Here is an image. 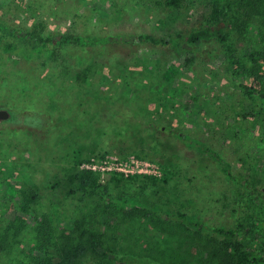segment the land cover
I'll use <instances>...</instances> for the list:
<instances>
[{"label": "rangeland", "instance_id": "obj_1", "mask_svg": "<svg viewBox=\"0 0 264 264\" xmlns=\"http://www.w3.org/2000/svg\"><path fill=\"white\" fill-rule=\"evenodd\" d=\"M160 1L0 0V21L23 30L43 21L52 37L67 31L111 38L140 33L168 37L189 33L216 6L226 4L186 0L183 8L169 10ZM258 29L254 20L242 34L234 28L230 45L238 54L260 49ZM12 41L26 47L21 38L0 31V108L10 111L8 120H0L1 227L32 197H37L31 203L41 212V205L56 197L72 210L75 202L69 190L77 186L82 169L97 170L101 188L106 186L111 194L154 202L163 211L186 212L204 222L197 231L169 219L159 231L144 219L113 221L116 249L133 261L127 264H202L214 226H251L256 207L251 199L237 201L235 184L218 164L166 130L178 129L208 143L236 173L250 174L254 185L264 188L263 152H257L262 148L256 146L252 125L243 116L255 105L243 102L240 83L246 79L234 75L237 64L228 63L227 45L216 39L201 41L192 47L195 63L186 68V51L147 43L108 44L105 50L72 48L69 56L63 51L64 57L54 61L6 52L3 45ZM81 54L83 64L77 59ZM248 152L259 153V161L247 162ZM85 159L91 161H81ZM137 160L149 162L148 168L160 174L167 164L176 175L166 184L109 181L111 171L136 168ZM25 215L34 224L32 216ZM33 234L23 232L19 247L28 250ZM12 257L2 255L0 264H11ZM90 258H83L86 264H92Z\"/></svg>", "mask_w": 264, "mask_h": 264}, {"label": "trees", "instance_id": "obj_2", "mask_svg": "<svg viewBox=\"0 0 264 264\" xmlns=\"http://www.w3.org/2000/svg\"><path fill=\"white\" fill-rule=\"evenodd\" d=\"M185 1L161 0L159 4L169 10H176L183 8ZM253 20L258 23L262 47L246 54L243 52L238 54L237 49L230 45L232 37L230 34L234 28L237 34H242ZM46 29V23L43 21L35 22L26 30L0 21V31L9 33L16 40L21 38L26 42L24 43L26 47L15 41L7 42L3 49L26 59L47 56L49 59L59 61L60 57H64L63 51L69 56L72 48L101 46L105 50L108 44L119 43L125 46L147 43L180 53L186 51L184 63L186 68H190L196 59L192 47L201 41L216 39L222 45H227L226 48L231 53L228 55L226 51L228 63L232 67L234 63L237 64L234 75L238 78L244 75L246 79L245 83H240L243 89V102L255 105L254 109L251 107L252 110L243 113V116L252 125L250 131L257 139L256 146L262 148V151L257 152H263L264 158V0H226L224 8L216 6V11L199 22L189 33L177 32L168 37L140 33L111 38L84 36L72 31L64 32L59 37H52L46 34ZM77 59L80 64L86 61L84 54L78 55ZM240 69L241 72H238ZM166 130L190 148L214 160L225 178L235 184L237 201L251 199L250 203L256 206L250 216L251 226L247 222L237 226L220 225L212 228L215 235L205 242L207 252L202 264H264V188L255 186L256 183L250 179V174L236 173L232 163L208 143L178 129ZM240 139L245 140L246 137L241 134ZM258 154L251 156L249 152L246 153L247 162L259 161ZM242 160L246 161L244 157ZM261 165L264 167V162ZM175 175L176 172L169 165L163 164L161 175L147 173L127 175L124 172L111 171L109 181L116 185L122 183L134 185L142 181L166 184ZM100 177V173L93 169H82L76 175L77 186L69 190V196L75 202L72 210L64 207V202L57 197L55 201L45 206L40 204L42 212L37 208L38 205L31 203L37 197L26 201V204L18 208L19 212L9 224L0 226V258L4 254L13 255L11 264H86L83 258L91 255L92 264H99V261H105L106 264H127L133 261L125 255L120 256L116 249L117 237L110 231L114 227L113 221L144 219L159 231L165 230L170 220L182 226L197 227V231H201L204 226L203 220L196 215L186 212L173 214L163 211L154 202L145 203L124 194H111L106 186L104 189L101 188ZM24 213L32 216L34 224ZM256 213H260L258 218ZM27 230L34 233L28 250L19 247L22 240L20 236Z\"/></svg>", "mask_w": 264, "mask_h": 264}, {"label": "built area", "instance_id": "obj_3", "mask_svg": "<svg viewBox=\"0 0 264 264\" xmlns=\"http://www.w3.org/2000/svg\"><path fill=\"white\" fill-rule=\"evenodd\" d=\"M135 163H136V168L135 167H133V168H121L122 171H124V173L127 175L129 173H142V172L147 173V174L161 175L159 173V170L148 168V167L152 166V164H150L149 162H143V161L137 160ZM140 165H145V169L144 168L139 169Z\"/></svg>", "mask_w": 264, "mask_h": 264}, {"label": "water", "instance_id": "obj_4", "mask_svg": "<svg viewBox=\"0 0 264 264\" xmlns=\"http://www.w3.org/2000/svg\"><path fill=\"white\" fill-rule=\"evenodd\" d=\"M10 117V111L6 108H0V120L5 121Z\"/></svg>", "mask_w": 264, "mask_h": 264}]
</instances>
